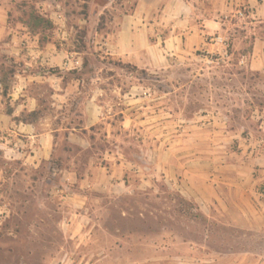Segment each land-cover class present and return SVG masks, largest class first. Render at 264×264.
Here are the masks:
<instances>
[{
  "label": "crops",
  "instance_id": "0c3cea01",
  "mask_svg": "<svg viewBox=\"0 0 264 264\" xmlns=\"http://www.w3.org/2000/svg\"><path fill=\"white\" fill-rule=\"evenodd\" d=\"M35 5L41 14L49 12L52 34L33 32L25 14L18 28L10 29V2L0 0L1 49L17 64L12 82L0 81V142L26 169L47 166L74 216L88 210L92 196L135 192L131 177L138 171L115 152L121 150L122 128L150 126L147 112L120 110L115 98L109 101L100 86V58L163 70L176 57L221 51L215 38L222 36L230 42L228 60L236 58L241 70L264 76V0H37ZM56 5L63 9L62 22L54 15ZM69 56L81 67L66 68ZM217 119L223 121L219 127ZM231 119L224 114L203 128L182 127L172 142L164 141L168 126L161 125L166 136L156 163L164 182L199 213L264 237V106L239 127ZM100 142L106 150L101 155L95 153L102 151ZM71 152L92 153L80 159ZM151 177L145 173L143 183L151 184Z\"/></svg>",
  "mask_w": 264,
  "mask_h": 264
},
{
  "label": "rangeland",
  "instance_id": "374dc122",
  "mask_svg": "<svg viewBox=\"0 0 264 264\" xmlns=\"http://www.w3.org/2000/svg\"><path fill=\"white\" fill-rule=\"evenodd\" d=\"M9 2L10 29L18 28L23 14L26 22L32 13L49 15L36 9L37 0ZM53 29L36 31L48 36ZM210 56L199 51L176 57L153 71L100 58V86L109 101L115 98L120 110L147 112L150 126L122 128L121 150L115 152L138 171L131 177L135 192L92 196L81 216L71 214L47 166L26 169L0 142V264H263L262 235L199 213L164 182L156 163L166 136L161 125L168 126L164 141L172 142L177 129L203 128L218 115H230L232 126L239 127L264 106V76L241 70L236 58L213 63ZM16 69L0 42V81L10 84ZM222 123L217 119L216 126ZM97 147L102 151L95 153H106L103 143ZM89 153L71 152L80 159ZM149 172L152 182L145 185Z\"/></svg>",
  "mask_w": 264,
  "mask_h": 264
},
{
  "label": "built area",
  "instance_id": "2783aa9c",
  "mask_svg": "<svg viewBox=\"0 0 264 264\" xmlns=\"http://www.w3.org/2000/svg\"><path fill=\"white\" fill-rule=\"evenodd\" d=\"M54 15L57 19L58 22H62L64 20V16H63V9L61 6L56 5L54 8ZM215 43L217 45L220 46L221 51H218L215 54H211L210 56V60L211 62H224L226 59H228L231 55L230 53V43L229 40L225 37L222 36H217L215 38ZM247 60L245 57L241 58L240 60V65L244 66L246 64ZM64 66L66 68H71V69H78L79 67H81V62L78 58H76L75 56H69L65 63Z\"/></svg>",
  "mask_w": 264,
  "mask_h": 264
},
{
  "label": "trees",
  "instance_id": "16d2710c",
  "mask_svg": "<svg viewBox=\"0 0 264 264\" xmlns=\"http://www.w3.org/2000/svg\"><path fill=\"white\" fill-rule=\"evenodd\" d=\"M27 23L33 32H36V30L40 28L46 30H50L54 28L52 22L48 18H45L44 16H41L40 14L37 13H32L30 15V21H28ZM4 95H5V91H4Z\"/></svg>",
  "mask_w": 264,
  "mask_h": 264
}]
</instances>
